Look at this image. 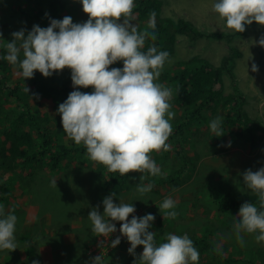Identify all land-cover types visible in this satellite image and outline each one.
Masks as SVG:
<instances>
[{"label":"rangeland","instance_id":"1","mask_svg":"<svg viewBox=\"0 0 264 264\" xmlns=\"http://www.w3.org/2000/svg\"><path fill=\"white\" fill-rule=\"evenodd\" d=\"M215 2L216 0H165L163 14L174 19L187 18L200 31H233L229 30L225 21L213 11ZM39 12L42 13L40 19L36 17ZM51 12L57 19L70 16L73 23H83L88 19L79 0H0V34L7 30V34L11 37L10 41H12L13 32L24 29L26 36L34 25L48 27ZM130 23L135 24L138 29L143 27L141 20L137 17H134ZM246 31L247 35L235 37L231 43L223 39L206 37L192 40L190 36L180 35L177 38L176 53L181 59L199 54L210 59L214 65H219L224 56H235L236 48L241 51L242 54L235 58L234 71L237 79L226 76L225 87L226 91L233 92L236 82L237 88L246 98L242 106L243 116L250 117L252 121L247 125L245 119L241 120L239 126H230V130L222 137H216L209 124L217 117L222 118L223 121L227 110L208 111L206 119L201 117L186 126L184 129L186 139L185 141L184 138L180 139V142L184 141L183 146L178 144V136L182 134L179 129L178 135L174 137L171 135L169 138L170 153L165 156V159H158L159 155L165 153L164 151L151 153L161 169V174L165 175L178 168L182 161L181 154L186 153L188 157H191L189 167L180 179L162 184L156 179L152 181L151 175L147 172L135 173L132 179L135 184H132L130 180V185L125 188L116 187V190L112 192L107 191L108 196L115 193L114 203L119 204L121 201L133 204L138 210L136 209L132 215L139 217L140 214V217H143L146 214H152L155 216L149 231L156 233L157 245L166 242L167 229L175 225L169 233L181 236L189 233L188 237L192 241L203 233L202 240L210 241L212 244H217L218 240H221L230 245L231 251L235 250L236 246H241L236 239L234 227V223H237L236 216L232 215L229 219H232L231 222H223V213L206 216L203 213V206L208 201L207 198L216 194L218 202L225 193L224 190H226L225 196L229 192L238 191L228 189L227 183H220L222 178L228 180V185L232 180V186L237 187L242 184V174L246 170L257 171L264 167V47L258 44L260 37L264 36V26L251 25L246 28ZM0 55H2L1 51ZM253 63L258 66L257 72L251 70ZM175 64L174 62L168 63L163 71L174 67ZM120 65L122 66L123 63L117 62L110 68ZM69 70L64 69L47 78H53L59 84L72 83ZM19 73L18 64L7 73L9 79H12L10 82L12 86L19 78ZM166 84H169L173 92L170 103L171 111L175 115L170 122L176 132L177 122L184 121L179 118L183 112L174 102L173 96L177 93L174 85L168 82ZM82 89L83 92H91V87ZM28 100L31 105L39 101L42 112L48 111L51 116L57 113L54 103L43 96L30 97ZM232 114L237 116L239 113L232 110ZM15 115L13 119L19 117ZM54 123L55 121L51 122L52 125ZM7 124L8 122H4V130ZM249 127L252 128V132L248 129ZM253 133H256L258 141L255 149L248 138ZM49 163L50 159L46 157L43 161L37 162L34 167L29 166L28 170L21 172V178L14 180L11 177L12 180L5 185L3 195H1L3 201L0 200V205H3L6 213H14L17 217L15 226L17 248L13 251L0 250V260L9 264H32L34 260L39 261V264H92V258L101 255L103 264H128L133 254L128 251L131 245L127 238L119 231L121 223L113 221L117 231L109 237H103L96 236L92 231V223L88 219L89 212L94 207L98 206V211L100 213L102 211L101 214H103L102 201L105 197L101 191L106 189L103 186L108 180L102 175L101 170L105 172L106 167L92 161L87 152L86 159L83 161L72 160L65 168L57 171H53L55 169L49 166ZM141 175L144 176L142 183H157L155 188L143 195L136 190V186L141 183ZM7 177L6 174L4 179ZM65 179H68L70 183H67V180L64 182ZM55 180L56 186L53 183ZM248 192L251 191L248 190ZM168 197L176 201L175 211L178 212V216L175 219L163 217L164 213L159 210L163 200ZM201 200L202 205H200ZM68 203H71L70 212L59 215ZM131 218L130 215L129 220ZM157 226L160 230L156 228ZM191 230L196 235H192ZM118 236L120 244L115 248L111 247V242ZM200 249L206 257L210 255V250L204 248V245L200 246ZM142 252L143 246H137L135 254L140 256ZM204 260V258L203 260L199 258V263ZM136 261L139 264V259Z\"/></svg>","mask_w":264,"mask_h":264},{"label":"clouds","instance_id":"2","mask_svg":"<svg viewBox=\"0 0 264 264\" xmlns=\"http://www.w3.org/2000/svg\"><path fill=\"white\" fill-rule=\"evenodd\" d=\"M79 2L88 16L86 22L73 23L70 16L58 20L49 14L48 27L34 25L26 36L24 29L12 33V41L5 45L6 59L13 65L18 64L25 79L33 78L36 71L51 77L53 73L70 69L74 88L91 87L93 91L74 90L59 104L57 112L67 136L75 144H82L88 157L109 172H118L121 176L147 172L158 176L161 169L151 153L170 150L168 141L173 132L170 121L175 115L170 103L172 89L166 82L159 83V77L168 63L179 57L175 52L173 58L167 48L160 51L154 44L144 50L148 39L157 38L156 14L150 13L148 24L145 19L141 20L147 28L139 30L130 23L134 18L135 0ZM213 11L229 30L237 33H243L253 22L264 26V0H216ZM258 44L264 47V36ZM117 62H122L123 67L110 68ZM251 70L257 72L258 66L253 63ZM24 90L30 91L26 86ZM221 124L220 117L209 124L216 137L224 134ZM242 175L246 185L243 190L257 194L259 207L245 202L239 208L235 233L241 246L243 232L258 233L256 241L264 242V167L257 171L248 169ZM140 180L136 190L141 195L154 187L151 183H142L143 175ZM53 183L56 186V180ZM113 197L114 192L103 199V214L98 206L89 212L88 219L96 236L109 237L117 231L113 223L117 221L121 223V235L131 245L130 254L135 255L137 246H143L139 264H199L200 253L187 234L169 233L166 242L157 245L156 233L149 231L155 216L132 215L136 211L133 204L121 201L116 204ZM175 208L176 201L168 197L159 210L164 213L163 217L175 219L178 216ZM16 223V215L6 213L0 205V250L17 248ZM120 242L118 236L110 246L115 248ZM32 264L39 261L34 260ZM92 264H103L102 256L93 257Z\"/></svg>","mask_w":264,"mask_h":264},{"label":"trees","instance_id":"3","mask_svg":"<svg viewBox=\"0 0 264 264\" xmlns=\"http://www.w3.org/2000/svg\"><path fill=\"white\" fill-rule=\"evenodd\" d=\"M164 3L165 0H135L136 7L134 9V17L140 20L145 19L148 24L151 19L150 13L154 11L156 14L154 19L157 38L155 41L151 39L146 41L145 51L149 46L154 44L158 50L164 51L163 47H165L174 55L176 52L177 38L180 35L191 36L192 40L199 37H206L209 39H223L229 43H231L235 37H244L247 35L246 30L243 33H237L235 31H200L189 19L184 17L174 19L172 17L163 16ZM41 15L42 13L40 14L39 12L36 14V17L40 19ZM50 16L55 15L51 12ZM251 25H257V23L253 22ZM248 26H246V28ZM146 28L147 26L140 27L139 30L143 31ZM148 30L151 31V29ZM10 39L11 37L4 30L2 38H0V51L2 52V55H0V80H3L0 81V200H2L1 195H3L1 192L5 189V185L9 184L10 180L21 178V172L28 170L29 166L34 167L37 162L43 161L46 157L50 159L48 165L55 169L53 171L60 170L63 167L65 168L72 160L78 159L83 161L86 159V149L82 144H75L74 141L67 136L62 128L60 115L57 112L59 104L67 99L70 92L74 90L83 92V89L74 88L72 83L66 85L56 83L53 78L49 79L44 77L38 71L35 72L33 78L25 79L22 76V70L20 68V76L17 78L15 85L12 86L10 83L12 79H9L7 73L11 68L14 69L16 65H13L6 59L8 53L5 47L7 41L11 42ZM241 54L242 52L236 48V55L224 56L219 65H214L210 59L202 57L199 54L192 55L187 59L178 58L174 61V63H176L174 67L161 73V81L159 83L164 84V82H168L174 85L177 93L176 96H173V99L175 104L179 106V110L183 112V114L180 113L181 116L179 118L184 121H178L176 124L177 131L174 132L173 130L172 132V136L174 137L178 135V130L180 129L182 134L180 137L178 136L179 145L183 146L182 144L186 139V130H184L186 126L192 124L201 117L206 119L208 111L211 110L214 112H218L220 109L227 110L221 124V127L224 129V134L230 130L233 125L239 126L241 120L245 119L247 125L252 121L250 117L245 118L243 116L242 106L245 104L246 98L237 88L236 82L234 84L235 91L233 92L226 91L225 87L226 76L235 80L237 79L234 71L236 66L235 58ZM122 67L123 65H120L116 68ZM25 86L30 89L29 93L25 92ZM90 91L92 92L93 89L91 88ZM40 96L53 102L55 106L54 109H56L57 113L51 116L48 111H40L42 107L39 101L35 105H31L28 102L30 97L38 98ZM232 110H236L239 114L234 116ZM15 114L19 115V117L13 119V116H16ZM52 121H55L54 125L51 124ZM4 122H8L5 126V130ZM248 129L252 132V128L249 127ZM213 135H215L214 132ZM181 138H184V141L180 142ZM248 138L255 149L258 146L256 133H253L252 136H248ZM169 153L170 150L162 153V155L158 156V159H165V156H168ZM181 155L182 161L175 171L167 175H151L152 181L156 179L159 183L168 184L180 179L185 174L192 160L186 153ZM105 172L101 170L102 175L108 180L104 183V186L102 185L106 188L101 191L103 197H107V191L112 192L114 189L116 190V187H127L130 185L129 181L131 180L130 182H132V179L135 177V173L121 176L118 172H109L107 168ZM6 174L8 177L4 179ZM11 177L13 178L10 179ZM66 180L69 182L68 179H65L64 182H66ZM220 183H227L228 189H232L233 191H239V189L246 186L242 182L240 186L233 187L232 180L228 185V180L226 178H222ZM132 184H135V182H132ZM153 185V188H155L157 183H153ZM238 191L233 193L229 192L225 196L226 190H224L223 192L225 193L220 197L218 202L216 201L217 194L207 198L208 201L203 206V213H206V216L213 213H223V222H231L229 219L232 217V214L236 216L237 220L239 219V205L241 206L245 202H252L259 207L256 193L246 190H240V193H238ZM69 205H71V203H68L59 212V215L70 212L71 207ZM200 205H202V200ZM235 225L236 223H234V227ZM174 226L175 225H172L171 228L167 229V234H169V230ZM156 228L160 230L158 226ZM191 232L193 233V230H191ZM257 234L258 233L248 234L243 232L244 244L240 247L236 246L233 252L228 243L222 242V244H220L221 240H218L217 246L210 241L202 240V236L195 237L196 239L193 240V243L200 253L199 258L203 257L205 259L202 262L200 261L199 264L208 262L209 264H233L234 262L235 264H264V249H262V247L264 248V243H258L256 241L255 237ZM201 235H203V233ZM252 240L254 242H252ZM202 245H204V248L210 249V255L208 257L205 256L203 250L201 251L200 246ZM219 246H221L222 249ZM227 251L228 253H226ZM259 255L260 257L263 255V258L261 257V259ZM138 257L139 256L136 254L133 255L127 263L135 264V261L139 259ZM237 260L241 262H237ZM0 264L9 263H4L0 260Z\"/></svg>","mask_w":264,"mask_h":264},{"label":"bare ground","instance_id":"4","mask_svg":"<svg viewBox=\"0 0 264 264\" xmlns=\"http://www.w3.org/2000/svg\"><path fill=\"white\" fill-rule=\"evenodd\" d=\"M193 24H194V23H193ZM12 28H13V27H12ZM12 28H11V30H12ZM6 31H7V30H6ZM190 37H191V36H190ZM195 42H196V41H195ZM2 46H3V45H2ZM6 61H7V60H6ZM10 65H11V64H10ZM69 71H70V70H69ZM62 83H63V82H62ZM202 138H203V137H202ZM242 147H243V146H242ZM80 167H81V165H80ZM83 167H84V166H83ZM70 168H71V167H70ZM71 169H72V168H71ZM79 169H80V168H79ZM69 171H70V170H69ZM81 171H82V169H81ZM69 177H70V176H69ZM71 177H72V176H71ZM73 181H74V180H73ZM48 182H49V181H48ZM50 182H51V181H50ZM67 183H68V182H67ZM69 183H70V182H69ZM50 184H51V183H50ZM56 184H57V183H56ZM53 187H54V186H53ZM51 188H52V187H51ZM1 193H2V192H1ZM253 193H254V192H253ZM249 194H250V193H249ZM245 195H246V194H245ZM242 196H243V195H242ZM246 196H247V195H246ZM237 197H238V196H237ZM239 197H240V196H239ZM115 198H116V197H115ZM240 199H241V198H240ZM255 199H256V198H255ZM2 201H3V200H2ZM30 204H31V203H30ZM26 206H27V205H26ZM34 206H35V205H34ZM149 206H150V205H149ZM17 207H18V206H17ZM24 207H25V206H24ZM236 207H237V206H236ZM239 207H240V205H239ZM157 208H158V207H157ZM233 208H234V207H233ZM27 209H28V208H27ZM136 209H137V208H136ZM145 209H146V208H145ZM137 210H138V209H137ZM237 210H238V209H237ZM29 211H30V210H29ZM29 211H28V212H29ZM146 211H147V210H146ZM157 211H159V210H157ZM212 211H213V209H212ZM234 211H235V210H234ZM139 212H140V211H139ZM101 213H102V211H101ZM211 213H212V212H211ZM230 213H231V212H230ZM13 214H14V213H13ZM205 214H206V213H205ZM48 215H49V214H48ZM220 215H221V214H220ZM232 215H233V214H232ZM137 216H138V215H137ZM188 216H189V215H188ZM210 216H211V215H210ZM139 217H140V214H139ZM229 218H230V217H229ZM237 218H238V217H237ZM130 220H131V219H130ZM231 220H232V219H231ZM30 223H32V222H30ZM235 223H236V222H235ZM71 224H72V223H71ZM66 225H67V224H66ZM203 225H204V223H203ZM209 225H210V224H209ZM73 226H74V225H73ZM208 227H209V226H208ZM69 228H70V227H69ZM219 233H220V232H219ZM221 233H222V232H221ZM186 234H187V233H186ZM191 234L193 235V234H195V233H191ZM209 234H210V233H209ZM182 235H183V234H182ZM188 235H189V233H188ZM212 235H213V234H212ZM189 236H190V235H189ZM200 236H201V235H200ZM210 236H211V235H210ZM214 236H215V235H214ZM229 236H230V235H229ZM193 238H194V237H193ZM221 238H222V237H221ZM225 238H226V237H225ZM226 239H227V238H226ZM229 240H230V239H229ZM229 240H228V242H230ZM222 242H223V241H221L220 244H222ZM263 243H264V242H263ZM217 244H218V243H217ZM217 244H216V245H217ZM260 244H261V243H260ZM217 246H218V245H217ZM219 247L222 249L221 246H219ZM227 247H228V245H227ZM229 247H230V246H229ZM257 247H258V246H257ZM257 247H256V248H257ZM261 247H262V246H261ZM227 249H228V248H227ZM233 249H234V248H233ZM262 249H264V248L262 247ZM209 250H210V249H209ZM233 251H235V250H233ZM233 251H232V252H233ZM224 253H225V252H224ZM226 253H228V251H227ZM233 254H234V253H233ZM248 254H249V253H248ZM256 255H257V254H256ZM256 255H255V256H256ZM234 256H235V255H234ZM236 257H237V256H236ZM236 257H235V258H236ZM259 257H260V255H259ZM261 257L263 258V255H262ZM261 257H260V258H261ZM202 258H203V257H202ZM248 258H249V256H248ZM257 258H258V257H257ZM262 258H261V259H262ZM242 260H243V259H242ZM207 261H208V260H207ZM218 261H219V260H218ZM239 261H240V260H239ZM239 261L237 260V262H239ZM240 262H241V261H240ZM214 263H215V262H214ZM222 263H223V262H222ZM260 263H262V262H260ZM233 264H235V262H234ZM237 264H240V263H237Z\"/></svg>","mask_w":264,"mask_h":264}]
</instances>
